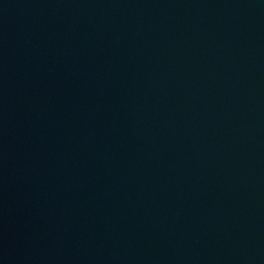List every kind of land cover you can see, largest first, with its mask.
I'll return each mask as SVG.
<instances>
[{"label":"water","instance_id":"95a60500","mask_svg":"<svg viewBox=\"0 0 264 264\" xmlns=\"http://www.w3.org/2000/svg\"><path fill=\"white\" fill-rule=\"evenodd\" d=\"M0 264H264V0H0Z\"/></svg>","mask_w":264,"mask_h":264}]
</instances>
